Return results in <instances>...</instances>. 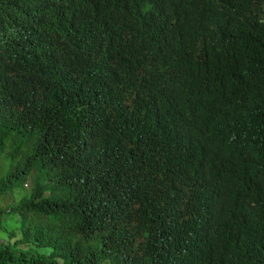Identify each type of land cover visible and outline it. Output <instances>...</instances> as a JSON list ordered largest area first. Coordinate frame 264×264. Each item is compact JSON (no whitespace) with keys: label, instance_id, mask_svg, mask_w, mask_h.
Masks as SVG:
<instances>
[{"label":"trees","instance_id":"trees-1","mask_svg":"<svg viewBox=\"0 0 264 264\" xmlns=\"http://www.w3.org/2000/svg\"><path fill=\"white\" fill-rule=\"evenodd\" d=\"M0 264H264V0H0Z\"/></svg>","mask_w":264,"mask_h":264},{"label":"clouds","instance_id":"clouds-1","mask_svg":"<svg viewBox=\"0 0 264 264\" xmlns=\"http://www.w3.org/2000/svg\"><path fill=\"white\" fill-rule=\"evenodd\" d=\"M80 36V35H79ZM81 37V36H80ZM62 67V65H60V68ZM68 78L72 81V78L70 76H68ZM56 79L59 81L58 77H56ZM60 86H62L63 88H65V85L63 82L59 81Z\"/></svg>","mask_w":264,"mask_h":264},{"label":"rangeland","instance_id":"rangeland-1","mask_svg":"<svg viewBox=\"0 0 264 264\" xmlns=\"http://www.w3.org/2000/svg\"><path fill=\"white\" fill-rule=\"evenodd\" d=\"M30 183H31V180L28 179V180L26 181V186L29 187V186H30Z\"/></svg>","mask_w":264,"mask_h":264},{"label":"bare ground","instance_id":"bare-ground-1","mask_svg":"<svg viewBox=\"0 0 264 264\" xmlns=\"http://www.w3.org/2000/svg\"><path fill=\"white\" fill-rule=\"evenodd\" d=\"M72 66V65H71Z\"/></svg>","mask_w":264,"mask_h":264}]
</instances>
